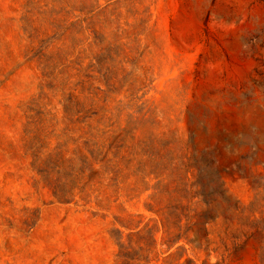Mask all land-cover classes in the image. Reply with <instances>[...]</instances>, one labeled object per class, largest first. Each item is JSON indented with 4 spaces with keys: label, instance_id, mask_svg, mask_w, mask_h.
Returning <instances> with one entry per match:
<instances>
[{
    "label": "rangeland",
    "instance_id": "1",
    "mask_svg": "<svg viewBox=\"0 0 264 264\" xmlns=\"http://www.w3.org/2000/svg\"><path fill=\"white\" fill-rule=\"evenodd\" d=\"M0 264H264V0H0Z\"/></svg>",
    "mask_w": 264,
    "mask_h": 264
}]
</instances>
